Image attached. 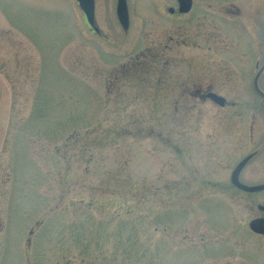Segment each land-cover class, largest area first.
I'll return each mask as SVG.
<instances>
[{"label":"rangeland","instance_id":"374dc122","mask_svg":"<svg viewBox=\"0 0 264 264\" xmlns=\"http://www.w3.org/2000/svg\"><path fill=\"white\" fill-rule=\"evenodd\" d=\"M117 1L95 33L77 0H0V264H256L230 175L264 141L237 40L264 0L167 28L160 0H127V30Z\"/></svg>","mask_w":264,"mask_h":264},{"label":"flooded vegetation","instance_id":"af4514ba","mask_svg":"<svg viewBox=\"0 0 264 264\" xmlns=\"http://www.w3.org/2000/svg\"><path fill=\"white\" fill-rule=\"evenodd\" d=\"M208 1V0H207ZM206 0H160L161 4V9L159 10V18L158 21L163 28H167L168 26L171 25H199L201 23L206 22L210 18L211 14V6L210 3H208ZM96 4V0H95ZM259 4L257 3L256 7ZM189 8L188 11L186 8ZM238 9V8H237ZM236 9V11H237ZM230 12L229 10H227ZM256 16L254 18H251L250 22H252L253 32L254 36L256 37V41L254 43L252 36L248 34H239V37L237 38L238 42H241L239 45V50L249 52L250 50H254V55L253 57L251 56V67L255 68V74L252 77L251 85H252V90L254 92V95L258 98L261 99L264 102V89L261 87L262 84H264V18L259 17V13L261 14L262 12L257 10ZM262 15V14H261ZM264 15V12H263ZM242 19L241 21H243ZM98 33V32H97ZM237 37V36H236ZM255 84H257L259 91L256 90ZM211 92H208L209 94ZM206 94V96H207ZM205 96V97H206ZM243 132V131H242ZM254 133L253 127H251L250 130V137L252 138V134ZM242 136H245L242 134ZM264 137V135H263ZM255 140L252 141L254 143ZM256 144L254 151L248 152L245 156H243L238 163L241 164L243 161L248 160L246 164L244 165L243 169L240 172L239 175V182L247 187L254 188V187H261L264 186V179L258 180H252V182L247 181V179L244 178V170L247 169L250 170L252 165L260 162L257 165H260V167L264 170V159L262 158L261 154L262 152L264 153V141L259 142V143H254ZM263 144V146H262ZM235 166L234 170L238 167ZM233 170V171H234ZM255 170V168H254ZM232 171V173H233ZM230 175V184L231 186L242 193L245 194H251L254 197L252 198L253 201V206L250 208V218L247 222H245V225L242 223V229L251 235V239L253 241H256L261 243L264 247V189L256 191V192H247L242 189L237 188L234 186L231 182V176ZM258 173V172H257ZM256 174V172L254 173ZM256 176V175H255ZM247 178V177H246ZM256 181V182H255ZM245 228V229H244ZM244 234V233H243ZM242 235V234H241ZM255 238V239H254ZM242 239L245 240L246 244L248 240L247 238L242 235ZM255 241V242H256ZM256 244L258 245V243ZM258 248V247H257ZM250 255H252L250 253ZM264 254L261 252H256L254 256L252 255V258L255 260L256 264H264Z\"/></svg>","mask_w":264,"mask_h":264},{"label":"water","instance_id":"95a60500","mask_svg":"<svg viewBox=\"0 0 264 264\" xmlns=\"http://www.w3.org/2000/svg\"><path fill=\"white\" fill-rule=\"evenodd\" d=\"M80 9L83 11L86 21L88 25L95 31L98 32V29L95 27V0H77ZM189 8L187 7L186 10L188 11ZM117 17L119 20V23L124 28V30H127L129 28V14H128V8H127V2L126 0H118L117 3ZM256 90L259 91L257 84H255ZM207 98L212 100L214 103L224 106L225 105V99L214 94L209 93L207 94ZM248 160L243 161L239 166L234 170L231 182L234 186H236L239 189H242L247 192H256L259 190L264 189V186L261 187H254L250 188L247 186L242 185L239 182V175L241 170L243 169L244 165L246 164Z\"/></svg>","mask_w":264,"mask_h":264}]
</instances>
